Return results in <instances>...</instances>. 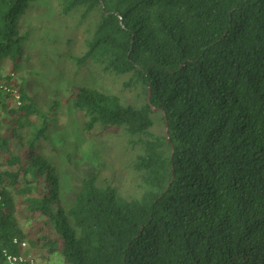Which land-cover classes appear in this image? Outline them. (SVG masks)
I'll use <instances>...</instances> for the list:
<instances>
[{
  "label": "trees",
  "instance_id": "1",
  "mask_svg": "<svg viewBox=\"0 0 264 264\" xmlns=\"http://www.w3.org/2000/svg\"><path fill=\"white\" fill-rule=\"evenodd\" d=\"M56 1L86 30L75 63L136 90L130 101L93 85L70 96L87 129L119 130L136 151V194L89 173L66 205L38 150L61 100L44 110L18 83L20 105L0 94V108L17 105L0 135V264L5 249L21 252L15 238L67 264H264V0ZM36 2L0 0V63L13 70L0 82L16 77Z\"/></svg>",
  "mask_w": 264,
  "mask_h": 264
},
{
  "label": "rangeland",
  "instance_id": "2",
  "mask_svg": "<svg viewBox=\"0 0 264 264\" xmlns=\"http://www.w3.org/2000/svg\"><path fill=\"white\" fill-rule=\"evenodd\" d=\"M21 24L22 30L30 34L23 43L20 66L13 72L16 77L10 82L24 85L44 110L61 100L49 116L48 139L40 140L38 150L56 164L65 204H69L77 190L80 177L89 173H97L99 181L115 185L123 192L136 194L130 168L136 151L127 145V138L119 130L113 129L111 138L112 133L102 127L87 129L85 117L74 109L70 98L72 89L81 85L117 93L127 101L133 100L136 90L125 86L126 77L102 71L91 62L81 66L75 63L73 56L85 49L86 30L62 15L56 0H38ZM12 71L10 61L2 60L0 76L6 78ZM16 106L10 99L7 108H0V135H8V129L15 126L9 109ZM157 129L164 131L160 119ZM20 217L24 228L33 225L26 213ZM28 246L21 248L20 253L33 259L29 264H67L60 254L49 253L45 247Z\"/></svg>",
  "mask_w": 264,
  "mask_h": 264
},
{
  "label": "built area",
  "instance_id": "3",
  "mask_svg": "<svg viewBox=\"0 0 264 264\" xmlns=\"http://www.w3.org/2000/svg\"><path fill=\"white\" fill-rule=\"evenodd\" d=\"M14 74V73H13ZM11 94L12 98L16 101L17 104H21V95L17 86L9 82H0V94ZM14 242L17 243L20 248L26 247L28 242L26 240L20 241L19 238H15ZM7 264H29L33 262V259L24 253H14L5 249L3 252Z\"/></svg>",
  "mask_w": 264,
  "mask_h": 264
},
{
  "label": "water",
  "instance_id": "4",
  "mask_svg": "<svg viewBox=\"0 0 264 264\" xmlns=\"http://www.w3.org/2000/svg\"><path fill=\"white\" fill-rule=\"evenodd\" d=\"M148 98H150V95L148 96Z\"/></svg>",
  "mask_w": 264,
  "mask_h": 264
}]
</instances>
